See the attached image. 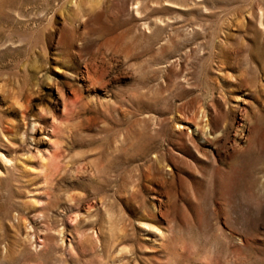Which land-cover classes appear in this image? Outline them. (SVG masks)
<instances>
[{
    "label": "rangeland",
    "instance_id": "rangeland-1",
    "mask_svg": "<svg viewBox=\"0 0 264 264\" xmlns=\"http://www.w3.org/2000/svg\"><path fill=\"white\" fill-rule=\"evenodd\" d=\"M0 264H264V0H0Z\"/></svg>",
    "mask_w": 264,
    "mask_h": 264
},
{
    "label": "bare ground",
    "instance_id": "bare-ground-1",
    "mask_svg": "<svg viewBox=\"0 0 264 264\" xmlns=\"http://www.w3.org/2000/svg\"><path fill=\"white\" fill-rule=\"evenodd\" d=\"M151 231V230H150Z\"/></svg>",
    "mask_w": 264,
    "mask_h": 264
}]
</instances>
